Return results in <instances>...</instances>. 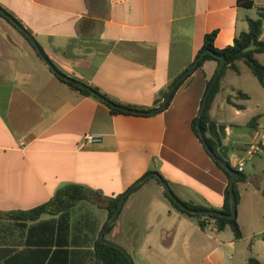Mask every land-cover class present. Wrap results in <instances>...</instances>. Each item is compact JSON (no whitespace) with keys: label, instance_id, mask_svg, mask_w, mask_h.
<instances>
[{"label":"crops","instance_id":"1","mask_svg":"<svg viewBox=\"0 0 264 264\" xmlns=\"http://www.w3.org/2000/svg\"><path fill=\"white\" fill-rule=\"evenodd\" d=\"M251 2V7H245L238 0H0V6L31 32L63 74L97 87L120 104L151 106L156 94L194 61L205 34L216 31L217 49L232 45L236 35L247 31V13L255 9L264 39V0ZM83 19L91 23L80 31ZM13 37L4 39L1 32L5 51L18 47L25 59L20 62L13 54L3 55L5 51L0 55V264L9 258L24 264L26 258L13 257L37 248L28 247L25 239L29 227L39 222L21 226L3 215L46 203L68 184L99 194V205L84 200L71 211L72 222L90 215L99 233L107 221V201L149 170L159 172L180 200L217 210L223 207L228 179L191 128L206 77L217 68L215 62L207 61L202 70L194 71L164 111L152 116L112 114L104 104L60 82L24 39ZM255 57L264 64V53ZM8 59L14 62L9 64ZM239 62V72L231 70L238 78ZM259 87L262 92L253 89L258 101L252 116L258 119L252 130L246 127L250 120L234 123L220 111L229 106L235 116L241 115L252 93L241 79L229 74L221 79L209 117L226 126L227 145L232 149L228 155L264 133L260 131L264 86ZM238 91L248 99L237 96ZM87 134L100 135L101 141L82 145ZM240 137L245 141L239 142ZM262 154L264 148L251 161L257 170L243 172L245 181L237 183L240 239L228 226L218 230L212 220L201 229L197 221L170 205L160 185L145 186V180L124 200L114 234L122 235L128 246L117 244L129 252L134 264H249V258L264 262ZM57 218L43 215L40 221ZM78 232L88 233L87 244L78 240L60 246L53 228V242L39 247L49 249L44 264L50 259L51 264H65L61 250H92L93 233L70 231Z\"/></svg>","mask_w":264,"mask_h":264},{"label":"trees","instance_id":"2","mask_svg":"<svg viewBox=\"0 0 264 264\" xmlns=\"http://www.w3.org/2000/svg\"><path fill=\"white\" fill-rule=\"evenodd\" d=\"M238 4L245 6V7H251L252 6V2L246 1V0H238ZM0 8L4 9L2 6H0ZM4 10L8 14H10L21 26H23L21 24V22L11 12L7 11L6 9H4ZM0 17H2L11 26H13L15 28V26L13 24H11L4 16H2L0 14ZM90 23H91V20L83 19L82 21H80V23L78 24L80 31H83V29H85V27L87 25H89ZM247 24H248L247 31L241 32L238 35H236L233 39L232 45H228L223 49H217L214 47L213 42H214V38L216 36V31L205 34L203 37V44L195 56V58H196L197 56L200 55V53L202 51L209 50L213 53L223 55L224 59H225L224 68H223L221 74L219 75L215 85L213 86V88L210 92L205 111H204L203 116L201 118V128L204 132L206 131L207 124L209 122H211L210 117H209V109H210L211 103L213 102L216 94L220 90V82H221V79L224 75V72L227 69H230V70L234 71L235 73H238L239 71H238V67H237V62L241 61L247 65V67L249 68L252 75L258 81L259 85L264 86V64H261L260 62H258V60L255 57L256 54L264 53V39L260 38L261 33H262V31H261L262 21L260 18H257V19L248 18ZM17 31L22 35V37L25 39V41L34 50V47L30 43V41L19 30H17ZM27 31L31 34V32L29 30H27ZM34 52H35V50H34ZM36 55L38 56L37 53H36ZM207 61L215 62L216 67L220 62L219 59L215 58L211 54L206 53L200 58V60L197 64V66L195 67L194 71H196L198 69L202 70L204 64ZM212 76L206 77V88L209 85ZM57 79L60 82H62L63 84L67 85L70 89L77 91L78 93H80L84 96H89V97H92L95 100L99 101L97 98L92 96L88 91H86V90H84V89H82V88H80V87H78L72 83L63 81L59 78H57ZM184 81H182L179 84V86L172 93L171 98L167 104V107H168L172 97L176 93L177 89L180 87V85ZM169 86H170V84H169ZM89 87H91L95 91L99 92L103 96L107 97L108 99H110L115 104L124 105L128 108L137 109V110H141V111H147V110H151V109L158 107L161 104V102L165 96V93L168 89V87H167L166 89L159 91L156 94V97L154 98L151 106H136V105H129V104H120V103L112 100L111 98H109L106 94L102 93L97 87H95V86H89ZM236 95L240 96L242 99H248V96L246 94L240 92V91H238L236 93ZM99 102L104 104L101 101H99ZM226 102L229 104L232 103L229 96L226 97ZM104 105L110 110V112L112 114L134 115V114L122 112V111H120L116 108L110 107L106 104H104ZM234 107H236L237 109H243L242 105H234ZM158 113H160V112H158ZM158 113H155V114H158ZM155 114H152V115H155ZM152 115H149V116H152ZM134 116H142V115H134ZM196 118H194L192 120L191 128H192V131L194 132V134L196 135V137L198 138L197 131H196ZM257 119H258L257 116L252 117L250 119V121L248 122V124L246 125V127L254 130L257 127ZM206 141L209 144V146L215 150V148H216L215 142L209 137H206ZM228 164H229V162H228ZM215 165L220 170L223 171V173L226 175V177L229 181L230 174L223 167H221L219 164L215 163ZM152 171L153 170H149L144 175H146ZM158 174L160 175L159 172H158ZM154 179L159 184V181L156 178H154ZM244 181H245V175L243 173H238V176H237L235 183H234V192L236 195V201L237 202H238L237 183L244 182ZM167 184H168V182H167ZM139 187H140V185L135 187L130 193L136 191ZM163 195L174 209H176L177 211H179L180 213H182L188 217L197 218V224L201 229H203L205 227V223L207 220H212L218 230H222L224 227L228 226L231 229L235 239L241 238L242 234H241V231H240V228H239V225L237 223L236 218L235 219H225V218H220V217H216V216L192 215V214H189V213L179 209L178 206L165 194V192H163ZM120 196H121V194L116 195L114 198H111L110 200H108L107 203L105 204V208L107 210V220L110 218V216L114 212L116 204H117ZM98 198H99V194L97 192H94V191H92L86 187L80 186V185L68 184V185H65V186L59 188L55 192L54 196L46 203H43V204H41L35 208H32L30 210H27V211L9 212V213L4 214L3 216H5L8 220L19 223L21 226H25L26 223H29V222H38L39 221L38 223H36V225L29 227L27 234H26L27 237L25 239V244L28 247L29 246H36L37 248H34L32 250H27L26 252H19L16 256L13 257V260H16L17 258L21 257V258H26V261H24V264H44L45 258L47 256V254L49 253V249H40L39 247H41V246L45 247L47 244H51L53 242L51 234L53 232V228L56 227L57 228V235L59 234L58 237L60 238V240H59L60 242H58L57 240H56V242L58 244H61L60 246L65 245V246L69 247L72 244L77 243L78 240H81V242H83L84 244L88 243V238H89L88 233H84L83 235L82 234L80 235L78 232V234L80 235L79 236V235H75L74 233H70V231H73V230L78 231L79 229H82L85 232L91 231L93 233L92 234L93 235V237H92V250L84 251L83 253H80L79 251L75 252V251H71V250L67 249V250H61L59 252L61 254V256L64 255L65 264H130L128 259L125 257V255L122 252H120L118 249L113 248L111 246H106L99 241V237H98L99 232H96V227H95L96 225L94 224V221L91 219L90 215L85 214V215L81 216V218L79 220H76L75 222L71 221V211L79 202L87 200V201L94 202V203L99 205L100 201ZM180 201L182 204H184L188 208L195 209V210H213V211H219V212L226 213V214H228L230 212L229 193H228L227 187L224 190L223 207L219 210L212 208V207L196 204V203H193L190 201H183V200H180ZM43 215H49V216L57 215L58 218L56 220L52 219V220L40 221V218ZM113 226H114V224L106 230V232L104 233V237L108 233H110ZM43 234L46 236L41 237V235L43 236ZM56 254H54L52 257H54ZM33 259H35L37 261H35L34 263H31L33 261ZM13 262L14 261H12V259L9 258L6 261V264H14ZM248 263L249 264H264V262H260L254 258H249ZM48 264H51V259H50Z\"/></svg>","mask_w":264,"mask_h":264},{"label":"water","instance_id":"3","mask_svg":"<svg viewBox=\"0 0 264 264\" xmlns=\"http://www.w3.org/2000/svg\"><path fill=\"white\" fill-rule=\"evenodd\" d=\"M0 14L2 16H4L11 24H13L15 26V28L17 30H19L29 41L30 43L33 45L35 52L38 54L39 58L43 61V63L49 68V70L59 79L72 83L86 91H88L92 96H94L95 98H97L99 101L103 102L104 104L116 108L122 112H126V113H130V114H134V115H142V116H149L158 112H162L166 109L167 104L171 98L172 93L174 92V90L179 86V84L184 81L195 69V67L197 66L200 58L208 53L211 54L212 56H214L215 58L219 59V64L217 65V68L210 80L209 85L207 86L202 100H201V104L198 110V115L196 118V131H197V135L199 140L201 141L203 147L205 148L206 152L208 153V155L212 158V160L219 164L221 167H223L229 174H230V179L228 181L227 184V190L229 193V207H230V212L228 214L226 213H222L219 211H213V210H195V209H191L188 208L187 206H185L184 204L181 203V201L173 194V192L171 191L169 185L167 184V182L158 174V172L156 171H152L149 172L148 174L144 175L143 177L139 178L137 181H135L133 184H131L120 196L115 210L112 213V215L110 216V218L106 221V223L104 224L103 228L101 229L100 233H99V241L101 243H103L106 246H111L113 248L118 249L120 252H122L125 257L128 259L130 264H134L132 261L131 256L128 254V252L121 247L120 245L107 240L104 237V233L106 232V230L112 226L114 224V222L116 221L118 214L121 210V207L124 203V200L126 198V196L138 185L142 184L145 180H147L148 178H156L159 181V184L163 190V192H165V194L178 206L179 209H181L182 211H185L189 214L192 215H200V216H216V217H220V218H225V219H235L236 215H237V201H236V195L234 192V183L235 180L238 176V173L236 170H234L227 162L228 160V153H229V146L227 145V140H228V134L226 132V126L225 125H216L213 122H209L206 126V131L204 132L201 128V118L203 116V113L205 111L206 108V104L208 101V97L210 95V92L213 88V86L215 85L219 75L221 74L224 65H225V59L223 55H219L216 53H213L209 50H204L200 53L199 56H197L194 61L179 75L177 76L171 83L170 86L168 87L165 96L161 102V104L151 110H147V111H141V110H137V109H131L128 108L124 105H118L113 103L110 99H108L107 97L103 96L102 94H100L99 92L95 91L94 89H92L91 87H89L88 85L75 80L65 74H63L61 71H59L55 65L50 61V59L46 56V54L44 53V51L42 50L41 46L38 44V42L35 40V38L23 27L21 26L10 14H8L4 9L0 8ZM206 136H208L209 138H211L215 144H216V150L212 149V147L209 146V144L206 141Z\"/></svg>","mask_w":264,"mask_h":264},{"label":"rangeland","instance_id":"4","mask_svg":"<svg viewBox=\"0 0 264 264\" xmlns=\"http://www.w3.org/2000/svg\"><path fill=\"white\" fill-rule=\"evenodd\" d=\"M242 14H243V12H242ZM247 15L250 18H252V19L258 18V14H257V11L255 9H253L250 12H248ZM1 32H2L3 38L5 37L7 40H10L11 38H14L13 37L14 34L17 35L18 37H20L22 40L24 39L22 37V35L13 26H11L6 20H4L2 17H0V35H1ZM4 39H3V41L0 40V55L2 54V51H5V47H6L5 45H7V44L4 43ZM24 42H26V41H24ZM19 44H21V43H19ZM25 44H26V46H30L27 42ZM31 50H32V52L34 54L33 49H31ZM22 52H23L22 49H20L18 47H16V48H12L11 47V50L9 49L8 51L3 52V55H6L7 53L8 54H13V56L19 57V61L21 62V60L25 59V58H23ZM35 57H36V61L39 62L40 64H42L41 61L39 60V58L37 56H35ZM8 60H7V62H9V64H10V61H13L14 62V60H11V59L9 61ZM0 62H2V61H0ZM28 64L29 63L27 62V65L26 66H28ZM239 64H240V67H241V70H242V74H241L240 78L236 77V75H234L232 73V71L229 70V69H227L224 72V74H229V75L233 76V78H235L236 80L241 79V80L244 81L245 87H248V89H249L248 91L250 93H252V99L248 103V106L249 107H248V109H247L246 112L241 113V115H239V116H235L234 113H232V110L233 109L231 107H229V106H225V109H222V107H220V109H222L220 111H223L224 112L222 115H225V117H229L230 119H232L233 121H235L234 123L244 124L246 121L250 120L255 115V113H256L254 111V108H255L258 100H257L256 94H255L256 92H253V89L255 88V90H257L258 92H262V91H261V89H260V87L258 85L257 80L253 77V75L251 74V72L248 69L247 65L245 63L241 62V61L239 62ZM252 113H254V114H252ZM260 131H263L264 132V116H263V118L261 119V122H260ZM243 141H245V137H240L239 138V142H243ZM229 149H230V151L232 150L231 149V146L229 147ZM261 152H262V150L259 153H261ZM258 154L255 155L253 158H256V156H258ZM263 155L264 154L261 155L262 156V159H264V156ZM252 159L249 160L248 162H246L245 169H244L245 171L244 172L248 173V172L256 171L257 170L251 164ZM258 160H260V159H258ZM263 181H264V179H263ZM154 183L158 184L157 181L154 178H148L147 181H146V183H145L146 184L145 186H147V184L150 185V184H154ZM157 186L159 188V184ZM190 218H192L194 221H197V218H195V217H190ZM115 226H116V221L114 222V226H113L112 230L110 231V233H108L105 236V238L106 239H109V240H114L116 243H118L120 245H121V243H123L125 246H128V244L126 242L124 243V240H123V236L122 235L114 234V227ZM128 254H129V252H128Z\"/></svg>","mask_w":264,"mask_h":264},{"label":"built area","instance_id":"5","mask_svg":"<svg viewBox=\"0 0 264 264\" xmlns=\"http://www.w3.org/2000/svg\"><path fill=\"white\" fill-rule=\"evenodd\" d=\"M253 1V0H246ZM264 12V8H262ZM101 141V136L96 134H87L82 141V145H92L97 144ZM264 148V133L261 134L257 139H254L253 142L246 145L240 151L232 152L228 155L229 165L237 171V173H243L245 169L246 162L251 160L255 155H257ZM264 234V233H263Z\"/></svg>","mask_w":264,"mask_h":264},{"label":"flooded vegetation","instance_id":"6","mask_svg":"<svg viewBox=\"0 0 264 264\" xmlns=\"http://www.w3.org/2000/svg\"><path fill=\"white\" fill-rule=\"evenodd\" d=\"M206 137H208V136H206ZM215 150H216V148H215Z\"/></svg>","mask_w":264,"mask_h":264}]
</instances>
